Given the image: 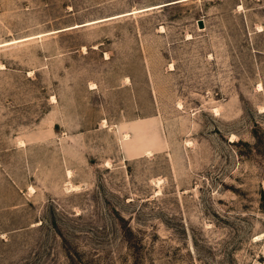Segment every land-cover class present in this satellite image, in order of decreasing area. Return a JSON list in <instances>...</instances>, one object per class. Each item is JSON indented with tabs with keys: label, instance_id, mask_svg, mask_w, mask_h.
Returning a JSON list of instances; mask_svg holds the SVG:
<instances>
[{
	"label": "rangeland",
	"instance_id": "rangeland-1",
	"mask_svg": "<svg viewBox=\"0 0 264 264\" xmlns=\"http://www.w3.org/2000/svg\"><path fill=\"white\" fill-rule=\"evenodd\" d=\"M0 264H264V0H0Z\"/></svg>",
	"mask_w": 264,
	"mask_h": 264
},
{
	"label": "water",
	"instance_id": "water-1",
	"mask_svg": "<svg viewBox=\"0 0 264 264\" xmlns=\"http://www.w3.org/2000/svg\"><path fill=\"white\" fill-rule=\"evenodd\" d=\"M198 27L201 28V29L203 28V23H202L201 20L198 21Z\"/></svg>",
	"mask_w": 264,
	"mask_h": 264
}]
</instances>
